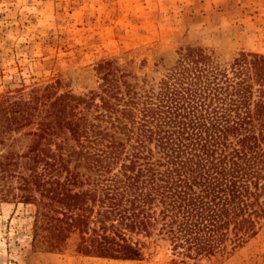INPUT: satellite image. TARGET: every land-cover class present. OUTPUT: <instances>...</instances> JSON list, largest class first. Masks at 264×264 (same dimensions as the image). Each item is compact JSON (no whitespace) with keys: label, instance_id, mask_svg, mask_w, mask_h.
<instances>
[{"label":"trees","instance_id":"obj_1","mask_svg":"<svg viewBox=\"0 0 264 264\" xmlns=\"http://www.w3.org/2000/svg\"><path fill=\"white\" fill-rule=\"evenodd\" d=\"M111 66L99 103L51 86L8 103L7 129L28 144L1 157L0 180L35 205L32 243L59 252L76 235L81 255L131 261L138 236L191 259L241 246L264 218V56L241 55L230 75L191 49L143 94Z\"/></svg>","mask_w":264,"mask_h":264},{"label":"rangeland","instance_id":"obj_2","mask_svg":"<svg viewBox=\"0 0 264 264\" xmlns=\"http://www.w3.org/2000/svg\"><path fill=\"white\" fill-rule=\"evenodd\" d=\"M191 49L230 75L241 55L264 56V0H0V159L28 144L23 129H7L9 102L51 86L99 103L105 62L109 79L122 76V91L125 81L138 94L156 92ZM63 144L74 148L68 138ZM11 185L0 180V264H264V218L241 246L209 258H185L156 234L136 237L139 260L81 255L76 235L64 250L46 252L32 243L35 205L7 197Z\"/></svg>","mask_w":264,"mask_h":264}]
</instances>
